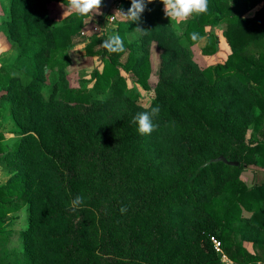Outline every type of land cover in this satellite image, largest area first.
Wrapping results in <instances>:
<instances>
[{"label": "trees", "instance_id": "trees-1", "mask_svg": "<svg viewBox=\"0 0 264 264\" xmlns=\"http://www.w3.org/2000/svg\"><path fill=\"white\" fill-rule=\"evenodd\" d=\"M263 1L208 0V12L190 17L178 37L163 4L153 0L139 25L149 30L139 38L146 43L128 40L137 27L131 21L119 25L122 53L96 50L106 37L86 39L87 53L105 63L92 73L94 88L68 89L54 104L41 92L44 64L59 73L72 65L66 51L85 39L89 16L73 12L53 26L42 0H11L12 16L0 29L20 53L0 67V118L9 107L20 129L10 146L0 130V155L18 171L0 185V244L17 235L20 244L4 249L0 264H189L192 253L197 264H221L215 236L234 262L260 264L261 256L244 240L251 234L264 249V237L258 238L264 234V182L248 187L241 175L264 170V6L247 17ZM115 4L124 11L131 6L130 0ZM222 20L232 49L226 62L199 71L188 60L172 72L177 55L169 51L187 56L199 41L190 34L202 37L208 25ZM38 23L43 30H35ZM162 36L171 40L161 45L167 63L156 97L144 108L122 70L148 89L146 50L149 40ZM156 106L157 127L141 136L131 121ZM220 156L240 165L204 166ZM77 196L83 203L73 208ZM22 206L27 224L8 231L9 215ZM184 216L191 218L186 238Z\"/></svg>", "mask_w": 264, "mask_h": 264}, {"label": "rangeland", "instance_id": "rangeland-1", "mask_svg": "<svg viewBox=\"0 0 264 264\" xmlns=\"http://www.w3.org/2000/svg\"><path fill=\"white\" fill-rule=\"evenodd\" d=\"M42 6L46 9V17L50 19L49 25L58 26L62 24L63 20L69 15L63 17L64 8L61 5L64 0H42ZM103 8V7H102ZM119 8V5L114 3L111 11L105 16L103 23L99 21V15L95 18H87L85 20V28L83 30V35L85 39L78 38L74 45L67 49L66 53L70 56L72 60V65L65 69L64 73H59L57 69H52L49 64H44L43 79L45 84L42 87V95L44 100L47 102L58 103L62 100V95L68 90H78V89H93L95 85V80L92 77L94 71H101L104 66V61L100 55L92 56L87 53L86 46L87 41L96 35L98 37H107L110 34L118 33L120 23H127L128 20H124L117 16L115 19L110 18L114 15L115 10ZM12 16L11 0H0V25L5 21L10 20ZM90 17V16H89ZM188 20L183 22L172 21V27L174 29V35L181 37L183 36V30L185 29ZM226 21L222 20L218 25L212 24L205 28V34L203 39L196 42L189 49L190 53L187 56H183L177 50L171 49L169 55L174 52L176 53L177 63L172 72L182 71L185 67V63L189 60L196 64L199 71L204 70L207 67L215 66L218 64H224L228 56L232 53L231 46L227 40L226 31ZM39 25L35 28L36 31L43 30V23H38ZM48 24V23H47ZM126 29H129V25H125ZM128 40L130 42L139 41L140 36L130 32L128 35ZM170 39L168 37H158L153 40H149V49L146 50L150 54V66L151 74L148 81L149 88H145L137 79V76L133 73H128L122 70V76L126 78V82L129 88L133 89L139 97V104L144 108H149L152 104L153 99L157 95V89L159 82L161 81V76L165 69L167 59L164 58L165 51L164 47L161 45L166 44ZM146 43L140 39V41ZM102 46H97L96 50L101 49ZM20 53V48L18 43H16L13 38L9 36L8 33L3 32V28L0 29V67L6 64H13ZM127 58L123 59L126 62ZM4 93L0 92V99L3 97ZM19 127L16 124L14 117L12 116V109L7 107L4 116L0 118V130L6 134V139L4 143L7 145H12L14 142V134L19 131ZM253 133V126L250 127L246 134V139L249 141ZM13 137V138H12ZM18 171L13 165L8 163V160L4 155H0V185H7L9 180L13 179L17 175ZM241 180L248 186L252 187L255 185H260L264 182V170L257 168H250L245 172ZM8 219L11 221L7 225L8 231L19 232L25 227L28 221L26 206H22L21 210L15 214H10ZM191 218L189 216H184L182 218V226L185 230V238L187 237V228ZM258 238L262 239L264 234L259 232ZM253 235L250 234L249 237ZM242 236L238 237L241 239ZM214 239L218 240L215 236ZM243 239V238H242ZM241 239V240H242ZM248 239V238H246ZM244 240V239H243ZM213 242V239H212ZM249 244L250 241L244 240V243ZM245 243V245H246ZM20 244L19 236L10 240V242L1 245L0 244V256L2 251L7 249L12 251L18 248ZM214 244V242H213ZM215 246V244H214ZM218 253V252H217ZM189 264H197L198 257L195 255H190ZM221 264H238L231 260L227 255L226 257L220 256Z\"/></svg>", "mask_w": 264, "mask_h": 264}, {"label": "clouds", "instance_id": "clouds-1", "mask_svg": "<svg viewBox=\"0 0 264 264\" xmlns=\"http://www.w3.org/2000/svg\"><path fill=\"white\" fill-rule=\"evenodd\" d=\"M131 6L127 11L122 8L115 10L114 15L110 18L115 19L117 16L124 20L131 21L137 24L133 29L134 33L139 36L147 35L149 30L140 27L142 14L147 9V6L153 3V0H130ZM164 6L165 17L170 21L183 22L188 20L193 15L205 14L208 12V0H160ZM103 6V0H64L61 5L64 8L63 17L76 13L78 17H88L100 15V9ZM192 41L203 39L199 33L193 32L190 34ZM101 46L108 50L110 53H122L125 51L123 39L118 33L108 35L103 41ZM160 112L159 106L152 107L150 112H139L133 119L132 123L137 126V131L141 136L150 135L155 129L156 125L153 119L158 116ZM83 203V197L77 196L72 201V207H79ZM127 206H122L120 209L121 214L127 212Z\"/></svg>", "mask_w": 264, "mask_h": 264}, {"label": "crops", "instance_id": "crops-1", "mask_svg": "<svg viewBox=\"0 0 264 264\" xmlns=\"http://www.w3.org/2000/svg\"><path fill=\"white\" fill-rule=\"evenodd\" d=\"M104 6V5H103ZM264 6V1L260 4V5H258L255 9H253L250 13H248V15H247V17H253L254 15H255V13L261 8V7H263ZM113 7V6H112ZM111 11V10H110ZM100 12H101V14H102V12H103V8H101L100 9ZM98 15H94V16H90L89 18H95V17H97ZM245 172H247V171H244L243 173H242V175L245 173ZM242 175H241V177H242ZM254 239H255V236H252V237H250L249 239H248V241H250L249 242V244H247L246 242V246H247V248L250 250V251H252L253 253H257V254H259L261 257H259L260 258V264H264V249H262V247L260 246V244H258V246H255L254 245ZM261 240H263V238L261 239Z\"/></svg>", "mask_w": 264, "mask_h": 264}, {"label": "water", "instance_id": "water-1", "mask_svg": "<svg viewBox=\"0 0 264 264\" xmlns=\"http://www.w3.org/2000/svg\"><path fill=\"white\" fill-rule=\"evenodd\" d=\"M114 3H115V0H105L104 6H103V12H102L103 17H105L110 12ZM213 163H225L227 165L235 166V167H238L240 165L238 161L229 160L225 156H220L218 158L211 159L204 166H209Z\"/></svg>", "mask_w": 264, "mask_h": 264}, {"label": "built area", "instance_id": "built-area-1", "mask_svg": "<svg viewBox=\"0 0 264 264\" xmlns=\"http://www.w3.org/2000/svg\"><path fill=\"white\" fill-rule=\"evenodd\" d=\"M213 242L215 244L216 251L218 253H220V255L222 256V259H223V257H226V255L223 253L221 242L219 240H216V239H213Z\"/></svg>", "mask_w": 264, "mask_h": 264}]
</instances>
